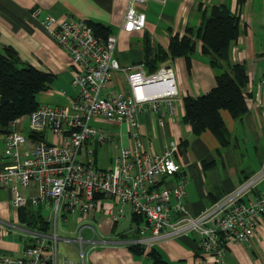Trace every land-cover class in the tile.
I'll return each instance as SVG.
<instances>
[{"label": "built area", "instance_id": "obj_1", "mask_svg": "<svg viewBox=\"0 0 264 264\" xmlns=\"http://www.w3.org/2000/svg\"><path fill=\"white\" fill-rule=\"evenodd\" d=\"M135 1L140 0H128L124 9L121 27L125 30L144 23V12L134 7ZM37 11L34 8L31 13ZM40 22L66 50L74 65L70 81L76 89L67 104L38 102L28 111V133L17 126L20 116L1 129L8 160L0 165V189L7 191L15 209L49 201L51 216H45L50 221L46 231L21 224L29 241L19 255L0 252V264H86L79 233L73 239L78 261L57 253L55 222L62 213L87 217L102 197H112L117 205L105 208L110 223L123 217V204L139 219L132 226L134 237L124 240L127 244L148 248L157 240L194 234L200 251L220 263L229 244L248 243L264 215V186L255 188L264 176V162L233 189L198 212H190L183 201L187 175L173 156L178 144L168 140L155 151L139 138L138 113L157 110L156 119L161 122L158 99L166 97L171 106L169 96L176 89L170 66L159 65L151 71L142 62L133 68L121 66L113 55L115 34L96 32L79 15L46 13ZM114 69L122 70L127 89L109 86ZM258 82L264 86V75ZM93 117L123 122L130 138L128 144L114 142L118 147L107 166L94 160L93 145L109 134L90 123Z\"/></svg>", "mask_w": 264, "mask_h": 264}, {"label": "crops", "instance_id": "obj_2", "mask_svg": "<svg viewBox=\"0 0 264 264\" xmlns=\"http://www.w3.org/2000/svg\"><path fill=\"white\" fill-rule=\"evenodd\" d=\"M127 1L0 0V49L4 44H9L20 58L39 69L51 72L48 87L36 93L38 102L67 104L76 89L70 81L74 65L70 63L66 50L43 29L40 19L44 14L50 13L54 16L73 14L105 24L116 36L113 55L117 62L126 68H133L138 62H142L144 66L146 54L154 44L165 48L170 34L180 35L185 26L198 25L210 5L223 3L231 11L237 12L243 30L237 33L235 39L229 41L228 56L230 60H243L246 64L247 81L242 91L246 109L239 118L233 117L226 108L218 109L227 130V141L221 144L207 128L193 133L190 123L181 118L182 95L197 94L214 83L213 68L200 52V40L197 38L188 57L182 54L167 56L159 64L170 66L176 89L169 96L170 107L166 97L158 99L162 121L158 122L156 119L158 111L150 108L141 110L137 115L139 138L144 146L158 151L168 140H175L178 144L173 156L187 175L183 201L188 210L195 213L221 194L233 189L241 179L258 170L264 162V86L260 87L258 82L264 75V54L260 53L264 25H259V29L253 27L252 9L248 11V15L246 14L248 0H140L134 2V7L143 10L144 23L141 28L125 30L121 24ZM34 8H38V11L32 14ZM261 8L264 10V0ZM109 86L128 88L122 70L112 71ZM17 126L21 129L19 122ZM102 131L108 133L109 138L112 137V131L107 128H103ZM104 141L94 144V151ZM121 141L119 144L130 142L124 126ZM117 147L114 144L112 151L107 154L109 163ZM4 152V140L0 129V165L8 160ZM262 186L264 176L257 182L255 188L261 190ZM3 193L7 194V199L1 198ZM0 195V227L7 222L20 223L16 209L10 206L7 191L0 189ZM39 205L41 212V208L49 207L50 203L44 201ZM108 205H113V209L117 206L112 197H102L87 217L75 213H62L57 219L63 221L69 216L70 220L82 223L77 233L80 234L81 228H87L93 234L82 238L83 242L89 244L86 248L85 263L153 264L146 254V250L153 247L166 264H264V215L258 220L248 243L229 244L223 253L222 262L218 263L212 255L200 251L194 234L157 240L148 248L143 246L141 253L134 254L128 249L127 243H124V240L135 235L132 228L135 223L131 220L128 205L123 204V217L112 223L105 213ZM11 211L14 215L13 220L9 219ZM55 231L57 233L56 222ZM58 236L59 239L66 237L59 234ZM69 239L73 241L74 238ZM89 239L92 241L89 242ZM27 241L29 239L26 236L23 242L0 238V252L19 255Z\"/></svg>", "mask_w": 264, "mask_h": 264}, {"label": "trees", "instance_id": "obj_3", "mask_svg": "<svg viewBox=\"0 0 264 264\" xmlns=\"http://www.w3.org/2000/svg\"><path fill=\"white\" fill-rule=\"evenodd\" d=\"M87 20L96 32L104 35L110 31L97 20ZM242 30L237 12L223 3L212 4L198 25L185 26L180 35L170 34L165 48L154 44L150 47L152 53L147 52L144 59L145 69L154 70L167 56L182 54L188 57L195 39L200 40L199 50L213 68L214 83L197 94L182 95L181 118L190 123L193 133L207 128L221 144L227 141V130L218 109L226 108L235 118H239L246 109L242 92L247 81L246 64L243 60H230L228 56L229 41ZM261 44L260 53L264 54V38ZM50 78V71L39 69L20 58L11 45H3L0 49V129L38 104L36 93L48 87ZM16 211L19 222L32 230L46 231L50 226V221L40 212L39 204L28 203ZM131 220L139 222L133 215ZM127 247L134 254L144 249L136 243L127 244ZM146 254L153 264H166L153 247L146 250Z\"/></svg>", "mask_w": 264, "mask_h": 264}, {"label": "rangeland", "instance_id": "obj_4", "mask_svg": "<svg viewBox=\"0 0 264 264\" xmlns=\"http://www.w3.org/2000/svg\"><path fill=\"white\" fill-rule=\"evenodd\" d=\"M262 2H263V0H248L247 4H246V7H247L246 14L248 15V11L250 9H252V11H253L252 23H253V27L255 29H259V25H261V24L264 25V12H263L264 10L261 8ZM261 18L263 20H261ZM249 23H250V19H249ZM20 116L21 117L19 118V120H20L19 125H21L22 132L26 134L29 131L27 113H24ZM102 119L101 120L90 119V123L95 125L98 129H100L99 127H101L102 130H103V128L104 129L107 128L108 130L112 131L113 134H112V137L105 140L101 146H99V145L97 146V148L94 151L93 156H95V162L97 165L107 166L109 162H108V159L106 158V156L109 152L112 151L113 146H114V142H117L118 144L122 142L121 139H122V130H123L124 124H123V122H121V123H119L120 124L119 125L117 123L108 122L104 118H102ZM4 190L5 189H3V191ZM1 198L7 199V194L3 193ZM41 212L43 213L44 216H49V217L51 216L48 206L42 207ZM9 219L10 220L14 219L13 211L10 212ZM14 224H16V226H18V227H10L8 224H4L3 227L1 226L0 227V238L12 240L15 242L16 241L23 242V240L25 239V233H23V230H22L23 226L18 222L14 223ZM80 224H82V223H80V222L78 223L75 220H70L69 216H67L66 219L63 221H61V220L56 221V230L60 236H66L69 238H76L77 229H78ZM87 224H89V223H87ZM62 227H63V229H62ZM91 235H93V234L91 233V231L89 229L81 228V230H80L81 238H84L86 236H91ZM87 244L82 241V243L80 245L82 252H83L84 259L86 260V262H87V259H86ZM56 248H57L58 254H66L69 257H72L73 259H77V260L79 258V256H78V245H77L76 241H65L64 239H57Z\"/></svg>", "mask_w": 264, "mask_h": 264}]
</instances>
